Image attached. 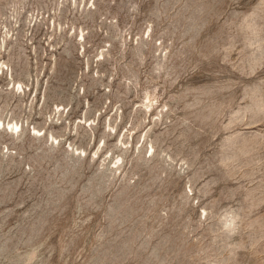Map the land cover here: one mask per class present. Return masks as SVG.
Wrapping results in <instances>:
<instances>
[{
  "label": "rangeland",
  "instance_id": "1",
  "mask_svg": "<svg viewBox=\"0 0 264 264\" xmlns=\"http://www.w3.org/2000/svg\"><path fill=\"white\" fill-rule=\"evenodd\" d=\"M0 264H264V0H0Z\"/></svg>",
  "mask_w": 264,
  "mask_h": 264
},
{
  "label": "bare ground",
  "instance_id": "2",
  "mask_svg": "<svg viewBox=\"0 0 264 264\" xmlns=\"http://www.w3.org/2000/svg\"><path fill=\"white\" fill-rule=\"evenodd\" d=\"M13 128H14V127H13ZM15 128H16V127H15ZM15 128H14V129H15Z\"/></svg>",
  "mask_w": 264,
  "mask_h": 264
}]
</instances>
